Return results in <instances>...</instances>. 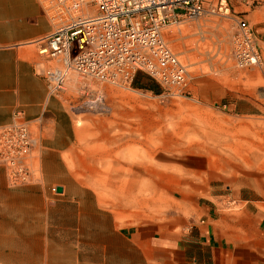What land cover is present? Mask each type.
Instances as JSON below:
<instances>
[{"label":"crops","instance_id":"obj_1","mask_svg":"<svg viewBox=\"0 0 264 264\" xmlns=\"http://www.w3.org/2000/svg\"><path fill=\"white\" fill-rule=\"evenodd\" d=\"M251 29L264 67V25ZM53 30L42 0H0V127L22 112L39 174L12 187L0 167V264H264V193L222 194L183 177L172 197L168 183L159 216L124 219L108 208L112 185L97 191L77 178L68 159L78 125L35 65L32 43Z\"/></svg>","mask_w":264,"mask_h":264},{"label":"rangeland","instance_id":"obj_2","mask_svg":"<svg viewBox=\"0 0 264 264\" xmlns=\"http://www.w3.org/2000/svg\"><path fill=\"white\" fill-rule=\"evenodd\" d=\"M226 2L228 16L203 15L161 30L188 73L184 94L169 95L144 73L134 79L140 76L156 92L99 82L81 92L75 74L62 91L78 125L70 167L97 191L115 180L107 189L108 208L122 207L124 219L159 216L168 204V183L172 197L183 177L222 194L264 193V67L239 66L233 56L237 21L262 27L264 0ZM117 163L129 171L116 172ZM132 177L135 193L147 177L154 186L126 202L114 188Z\"/></svg>","mask_w":264,"mask_h":264},{"label":"built area","instance_id":"obj_3","mask_svg":"<svg viewBox=\"0 0 264 264\" xmlns=\"http://www.w3.org/2000/svg\"><path fill=\"white\" fill-rule=\"evenodd\" d=\"M54 30L33 42L37 74L50 95L64 91L70 75L86 83L99 82L129 89L137 73H144L169 95L184 94L188 84L185 66L161 37L169 24L203 15L228 16L226 0H46ZM233 56L239 66L262 67L247 21H237ZM37 138L22 112L0 127V167L10 186L39 180ZM55 192V188H52ZM229 205L234 201L228 199Z\"/></svg>","mask_w":264,"mask_h":264},{"label":"bare ground","instance_id":"obj_4","mask_svg":"<svg viewBox=\"0 0 264 264\" xmlns=\"http://www.w3.org/2000/svg\"><path fill=\"white\" fill-rule=\"evenodd\" d=\"M143 129H144V134H146L145 136H147V134L149 132L148 123H146V122L143 123ZM124 170H125V172L129 171L123 164L117 163L116 172L124 171ZM145 174H147V172ZM114 182H115V180L107 182L106 184L109 186V185H112V183H114ZM136 185H137V181L134 177L129 178L127 180L123 179L121 184H120L121 188H119V186L117 187V191H119L121 193L120 197H122L123 200H125L126 202H131V200L134 198V196L137 195L138 193H140L141 189L144 191L147 190V183L144 182L143 184L139 185V187H141V189L139 188V190L135 193Z\"/></svg>","mask_w":264,"mask_h":264},{"label":"trees","instance_id":"obj_5","mask_svg":"<svg viewBox=\"0 0 264 264\" xmlns=\"http://www.w3.org/2000/svg\"><path fill=\"white\" fill-rule=\"evenodd\" d=\"M133 81L134 82H132V86L136 89L156 92V88L153 84L148 83L147 81H145V79L141 78L138 75Z\"/></svg>","mask_w":264,"mask_h":264},{"label":"water","instance_id":"obj_6","mask_svg":"<svg viewBox=\"0 0 264 264\" xmlns=\"http://www.w3.org/2000/svg\"><path fill=\"white\" fill-rule=\"evenodd\" d=\"M57 190H58L59 192L61 191V189H60V188H58Z\"/></svg>","mask_w":264,"mask_h":264}]
</instances>
